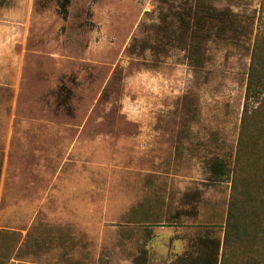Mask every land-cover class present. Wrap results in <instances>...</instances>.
I'll return each mask as SVG.
<instances>
[{"label": "rangeland", "instance_id": "obj_1", "mask_svg": "<svg viewBox=\"0 0 264 264\" xmlns=\"http://www.w3.org/2000/svg\"><path fill=\"white\" fill-rule=\"evenodd\" d=\"M58 9L0 0V231L30 243L9 264H130L151 213L149 264H171L207 229L223 239L231 185L207 183L205 160L236 150L253 34L207 42L193 66L176 47L126 51L155 40L162 0H71L66 19ZM62 85L71 112L57 105ZM195 189L198 216L168 222ZM245 245L225 247L224 264H264V232Z\"/></svg>", "mask_w": 264, "mask_h": 264}, {"label": "trees", "instance_id": "obj_2", "mask_svg": "<svg viewBox=\"0 0 264 264\" xmlns=\"http://www.w3.org/2000/svg\"><path fill=\"white\" fill-rule=\"evenodd\" d=\"M71 0H58V12L67 18ZM224 2L222 7H218ZM251 0H162L164 9L159 12V22L150 26L154 41L134 39L126 51L142 55L149 50L152 54H168L172 48L187 52L193 66H201L205 46L209 41L220 40L241 44L242 37L253 34V44L248 69L245 101L241 116L240 132L236 150L229 155H211L205 160L207 183L229 182L230 199L227 210L223 239L211 229L188 242L187 249L171 264H224V248L240 243L249 244L264 232L261 209L256 203H264V0H260L258 15L243 13L240 9ZM258 26L254 32L253 21ZM61 97L57 105L71 112L68 103L70 90L61 86ZM2 154L0 152V172ZM203 192L195 189L183 193L181 208L166 217L168 222L179 223L182 218H196ZM135 208H133V211ZM154 213H151V217ZM144 214V241L138 246L130 264H149L147 243L154 236L151 223L157 218ZM171 219V220H170ZM170 220V221H169ZM30 243L27 234L18 231H0V264L11 260L24 262L26 247ZM64 256V254H61ZM70 262V263H69ZM57 264H79L67 257H60Z\"/></svg>", "mask_w": 264, "mask_h": 264}]
</instances>
